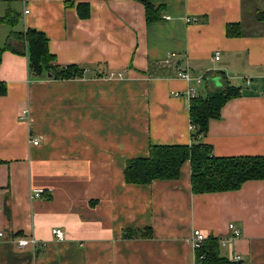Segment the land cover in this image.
<instances>
[{
  "label": "crops",
  "instance_id": "obj_1",
  "mask_svg": "<svg viewBox=\"0 0 264 264\" xmlns=\"http://www.w3.org/2000/svg\"><path fill=\"white\" fill-rule=\"evenodd\" d=\"M149 1L160 15L152 22L142 0H0V17L17 18L0 23V47L34 28L56 65L83 69L33 79L26 54L1 55L0 264H195V229L217 238L228 259L264 264L263 179L193 193L189 160L177 179L128 183L123 175L151 145L192 142L187 92L196 85L178 70L203 76L202 96L216 75L245 82L246 93L226 101L198 141L219 157L264 155V0ZM228 23L240 24L239 36L226 34ZM34 189L42 192L31 198ZM146 228L149 237L124 236ZM18 237L34 246H18Z\"/></svg>",
  "mask_w": 264,
  "mask_h": 264
},
{
  "label": "trees",
  "instance_id": "obj_2",
  "mask_svg": "<svg viewBox=\"0 0 264 264\" xmlns=\"http://www.w3.org/2000/svg\"><path fill=\"white\" fill-rule=\"evenodd\" d=\"M146 22L160 18L158 7L149 0H142ZM80 16L88 15V5H76ZM157 8V9H156ZM260 14L259 18H263ZM17 18L7 13L0 17V23L14 25ZM239 23H228L226 34L239 36ZM27 55L28 73L30 78H38L48 74L49 79L71 78L82 74L83 69L76 64L58 66L54 63L55 56L48 50V39L45 33L34 28L23 32H13L9 39L0 47L4 50ZM223 86L210 85L205 96L196 95L189 102V121L194 126L191 132L192 142L187 145L167 144L151 145L147 156L135 157L127 161L123 170L124 179L128 183H149L153 179L172 180L180 176L181 165L189 160L191 166V190L193 193L231 191L238 189L245 181L264 180V155H245L236 157H219L212 153L211 145L198 141L207 133L211 119L219 118L223 104L229 99L245 94L243 86H235L221 78ZM7 87L0 79V96L5 95ZM149 237L151 230H126L125 237L135 235ZM195 264H239V261L228 259L220 253L218 239L206 237L201 245L194 250Z\"/></svg>",
  "mask_w": 264,
  "mask_h": 264
},
{
  "label": "built area",
  "instance_id": "obj_3",
  "mask_svg": "<svg viewBox=\"0 0 264 264\" xmlns=\"http://www.w3.org/2000/svg\"><path fill=\"white\" fill-rule=\"evenodd\" d=\"M24 12L27 13L28 9H25ZM194 20H195V18H187V21H190V22L194 21ZM219 57H220L219 51H215L214 58L216 60H218ZM120 74H119V76H120ZM176 75H177V77H179L185 81H194L195 82L196 86L190 88V90L187 93L190 97L196 96L197 95V88L196 87H199L203 83V81H204L203 76H194L193 74H191L190 72H188L186 70H178ZM246 84H249L248 79L246 80ZM190 128L192 130L194 128V126L191 124ZM31 143H32V145H37L38 141H37V139L32 138ZM41 192H42V189H34L31 198L38 197ZM228 229H229L231 236L233 238H237L241 235V228L239 226L235 225V223H233V222L228 224ZM51 232H52V234L56 240L63 241L65 239V232L62 228L53 227ZM2 236H3V233L0 231V237H2ZM205 238H206L205 235H203L199 230L195 229L193 231V235L191 237V244H192L193 249L195 250L196 248H198ZM34 243H35V238H33V237H30V238L18 237L16 239V244L20 247H23L25 245L34 246ZM221 244L224 245L225 242L222 240ZM239 258H240L239 254H234V255H232L231 259L234 261H238Z\"/></svg>",
  "mask_w": 264,
  "mask_h": 264
},
{
  "label": "water",
  "instance_id": "obj_4",
  "mask_svg": "<svg viewBox=\"0 0 264 264\" xmlns=\"http://www.w3.org/2000/svg\"><path fill=\"white\" fill-rule=\"evenodd\" d=\"M208 81L213 83V86H215V87L219 88V87L223 86L221 77L219 75H216V76L209 78Z\"/></svg>",
  "mask_w": 264,
  "mask_h": 264
},
{
  "label": "rangeland",
  "instance_id": "obj_5",
  "mask_svg": "<svg viewBox=\"0 0 264 264\" xmlns=\"http://www.w3.org/2000/svg\"><path fill=\"white\" fill-rule=\"evenodd\" d=\"M229 83L232 85H235V86L241 85V86L245 87V85H244L245 82H242L241 80L240 81H230Z\"/></svg>",
  "mask_w": 264,
  "mask_h": 264
}]
</instances>
